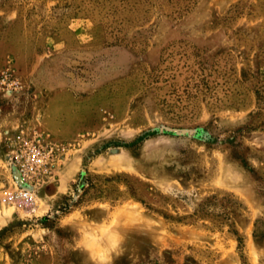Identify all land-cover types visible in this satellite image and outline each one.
<instances>
[{
    "label": "rangeland",
    "instance_id": "obj_1",
    "mask_svg": "<svg viewBox=\"0 0 264 264\" xmlns=\"http://www.w3.org/2000/svg\"><path fill=\"white\" fill-rule=\"evenodd\" d=\"M0 264H264V0H0Z\"/></svg>",
    "mask_w": 264,
    "mask_h": 264
},
{
    "label": "built area",
    "instance_id": "obj_2",
    "mask_svg": "<svg viewBox=\"0 0 264 264\" xmlns=\"http://www.w3.org/2000/svg\"><path fill=\"white\" fill-rule=\"evenodd\" d=\"M52 144L36 132L20 137L8 154L7 165L12 190H6L4 201L12 206L34 204L33 188L47 176Z\"/></svg>",
    "mask_w": 264,
    "mask_h": 264
},
{
    "label": "trees",
    "instance_id": "obj_3",
    "mask_svg": "<svg viewBox=\"0 0 264 264\" xmlns=\"http://www.w3.org/2000/svg\"><path fill=\"white\" fill-rule=\"evenodd\" d=\"M78 177H80V176H78ZM77 179H79V178H77Z\"/></svg>",
    "mask_w": 264,
    "mask_h": 264
}]
</instances>
